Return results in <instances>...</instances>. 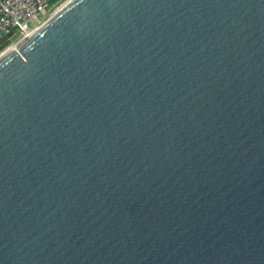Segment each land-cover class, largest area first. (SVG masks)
<instances>
[{
  "label": "water",
  "instance_id": "water-1",
  "mask_svg": "<svg viewBox=\"0 0 264 264\" xmlns=\"http://www.w3.org/2000/svg\"><path fill=\"white\" fill-rule=\"evenodd\" d=\"M0 264H264V0H71L0 59Z\"/></svg>",
  "mask_w": 264,
  "mask_h": 264
},
{
  "label": "built area",
  "instance_id": "built-area-1",
  "mask_svg": "<svg viewBox=\"0 0 264 264\" xmlns=\"http://www.w3.org/2000/svg\"><path fill=\"white\" fill-rule=\"evenodd\" d=\"M52 1L0 0V43L15 45L37 33L50 20L47 16Z\"/></svg>",
  "mask_w": 264,
  "mask_h": 264
},
{
  "label": "rangeland",
  "instance_id": "rangeland-1",
  "mask_svg": "<svg viewBox=\"0 0 264 264\" xmlns=\"http://www.w3.org/2000/svg\"><path fill=\"white\" fill-rule=\"evenodd\" d=\"M71 0H53L49 5L52 6V10L49 12L47 16V20L51 19L60 9H62L65 5H67ZM8 41H3L0 43V57L13 45V43L8 44ZM6 45V46H5ZM4 56V55H3ZM2 56V57H3ZM1 59V58H0Z\"/></svg>",
  "mask_w": 264,
  "mask_h": 264
},
{
  "label": "bare ground",
  "instance_id": "bare-ground-1",
  "mask_svg": "<svg viewBox=\"0 0 264 264\" xmlns=\"http://www.w3.org/2000/svg\"><path fill=\"white\" fill-rule=\"evenodd\" d=\"M61 10V9H60ZM59 10V11H60ZM58 11V12H59ZM35 35H36V33L35 34H33L29 39H27V40H25V41H22V42H20V43H18V44H15V45H13V46H11V48H9L8 50H7V52L4 54V56L3 57H5V56H7V55H9V54H11V53H13L14 51L17 53V54H20V52H21V50H22V48L31 40V39H33L34 37H35ZM2 57V58H3ZM1 58V59H2Z\"/></svg>",
  "mask_w": 264,
  "mask_h": 264
},
{
  "label": "trees",
  "instance_id": "trees-1",
  "mask_svg": "<svg viewBox=\"0 0 264 264\" xmlns=\"http://www.w3.org/2000/svg\"><path fill=\"white\" fill-rule=\"evenodd\" d=\"M8 45V44H7ZM6 46V45H5Z\"/></svg>",
  "mask_w": 264,
  "mask_h": 264
}]
</instances>
